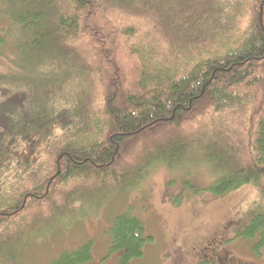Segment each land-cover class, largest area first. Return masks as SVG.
Returning a JSON list of instances; mask_svg holds the SVG:
<instances>
[{"label": "trees", "instance_id": "trees-1", "mask_svg": "<svg viewBox=\"0 0 264 264\" xmlns=\"http://www.w3.org/2000/svg\"><path fill=\"white\" fill-rule=\"evenodd\" d=\"M1 66L0 261L100 197L88 183L181 167V141L157 147L168 131L214 167V196L254 185L264 200V0H0ZM113 224L119 264L141 258L143 219ZM240 236L264 245V201ZM92 258L88 242L50 264Z\"/></svg>", "mask_w": 264, "mask_h": 264}, {"label": "rangeland", "instance_id": "rangeland-1", "mask_svg": "<svg viewBox=\"0 0 264 264\" xmlns=\"http://www.w3.org/2000/svg\"><path fill=\"white\" fill-rule=\"evenodd\" d=\"M7 70V66L0 67L1 72ZM176 133L168 131L164 140L171 134V140L183 143L186 156L184 164H178L181 167L157 163L143 177L140 175L136 187L128 190L113 187L111 179L101 185L99 181L88 183L87 194L96 195L100 189V197L82 205L83 210L77 214L61 218L60 228L30 239L18 259H4L0 264H50L64 252L77 250L88 242L92 243L93 258L86 264H119L120 252L111 251L110 231L116 217L125 212L143 219L146 231L154 238L145 247L144 255L131 264H214V254L227 249L242 260L240 264H264V245L257 248L258 239L240 236L264 201L256 186L245 185L223 196H214L207 190L214 181V167L212 170L204 156L191 148L190 137L185 139ZM164 140L157 147L168 145V140ZM212 142L221 148L226 145ZM135 166L132 168L136 169ZM239 167L247 170L242 164ZM188 182L201 191L188 188ZM15 239L8 238L11 242Z\"/></svg>", "mask_w": 264, "mask_h": 264}, {"label": "flooded vegetation", "instance_id": "flooded-vegetation-1", "mask_svg": "<svg viewBox=\"0 0 264 264\" xmlns=\"http://www.w3.org/2000/svg\"><path fill=\"white\" fill-rule=\"evenodd\" d=\"M213 261L214 264H240L242 260H240V258H238L232 251L227 249L221 253H215ZM245 263L251 264L247 262Z\"/></svg>", "mask_w": 264, "mask_h": 264}]
</instances>
